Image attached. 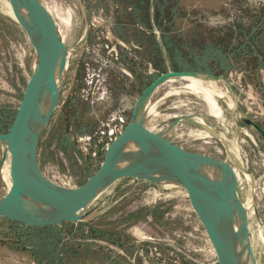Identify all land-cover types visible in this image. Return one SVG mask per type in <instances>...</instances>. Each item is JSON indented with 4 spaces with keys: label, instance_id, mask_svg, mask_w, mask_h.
Returning <instances> with one entry per match:
<instances>
[{
    "label": "rangeland",
    "instance_id": "374dc122",
    "mask_svg": "<svg viewBox=\"0 0 264 264\" xmlns=\"http://www.w3.org/2000/svg\"><path fill=\"white\" fill-rule=\"evenodd\" d=\"M41 1L52 13L67 48V68L60 80L58 108L40 139L38 161L49 181L77 189L103 162L106 151L96 157L92 152L105 149L114 139V134L107 133L102 138L105 128L109 131L117 126L112 117H123L127 126L143 92L164 73L140 55L144 47L120 38L116 17L122 6L115 0H107L106 6L102 0ZM182 4L187 20L180 26L201 25L205 38L211 30H227L239 22L248 27L264 11V0H183ZM137 29L161 42L153 19L150 29ZM122 55L128 60L123 61ZM37 65L29 38L7 0H0V109L18 113ZM167 67L165 73L174 72ZM197 74L202 80L176 79L156 90L145 106L146 126L165 133L167 140L187 152L234 168L242 199L252 204L249 236L253 254L257 264H264V141L239 122V117H247L264 129V65L249 61L242 69L218 77L219 81L206 79L216 76ZM70 101L79 103V121L87 127L84 134L77 122L67 120ZM182 116L192 121L171 127ZM3 153L0 145L1 196L10 185L9 159L3 162ZM88 212L82 221L87 239L80 234L75 237L89 246L91 254L68 264H218L183 188L124 179L101 194ZM6 224L0 221V233L8 232ZM77 226L73 227L76 231ZM92 226L102 230L101 239L88 237ZM0 264L37 263L29 254L0 242Z\"/></svg>",
    "mask_w": 264,
    "mask_h": 264
},
{
    "label": "water",
    "instance_id": "95a60500",
    "mask_svg": "<svg viewBox=\"0 0 264 264\" xmlns=\"http://www.w3.org/2000/svg\"><path fill=\"white\" fill-rule=\"evenodd\" d=\"M7 2L37 54L38 65L10 131L0 134L3 162L9 159L10 178L7 193L0 195V217L32 228L75 224L86 219L91 214L86 213L90 205L121 180L144 181L156 187L171 185L187 192L218 264H244V260L257 264L249 236L250 211L240 194L234 168L212 157L187 152L167 140L165 133L146 126L145 106L156 90L176 79L202 80L197 73L170 71L160 75L137 101L130 122L111 142L99 170L80 188L61 187L44 176L38 161L39 143L60 102L67 48L52 13L41 0ZM46 93L50 95L47 110ZM182 121L192 118L182 116L171 127ZM239 122L264 141V129L258 123L247 117H239ZM131 145L138 152H129Z\"/></svg>",
    "mask_w": 264,
    "mask_h": 264
},
{
    "label": "trees",
    "instance_id": "16d2710c",
    "mask_svg": "<svg viewBox=\"0 0 264 264\" xmlns=\"http://www.w3.org/2000/svg\"><path fill=\"white\" fill-rule=\"evenodd\" d=\"M107 5V0H102ZM121 11L116 17V29L125 42L133 41L144 47L140 55L151 63L159 73H165L169 65L174 72L201 73L216 77H226L233 70H240L251 61L264 65V11L250 26L243 22L228 26V29L211 30L204 36L201 25L190 22L189 28L180 23L187 20L183 13V0H115ZM128 9H131L128 12ZM153 11V14L151 13ZM153 19L161 33L159 43L153 35H147L137 27L151 28ZM222 31L225 32L221 36ZM122 55V60L127 59ZM128 60V59H127ZM259 63V61H261ZM67 120L77 122L80 133L87 132L79 121L78 101H70ZM17 113L6 108L0 109V134H7ZM67 136H65L66 138ZM6 221L8 232L0 233V242L13 251L29 254L37 264H68L79 262L91 254L87 245L79 243L76 234L83 236L82 222L63 224L56 227L32 228L16 222ZM90 239H101L102 230L90 228ZM95 256V255H94Z\"/></svg>",
    "mask_w": 264,
    "mask_h": 264
},
{
    "label": "built area",
    "instance_id": "2783aa9c",
    "mask_svg": "<svg viewBox=\"0 0 264 264\" xmlns=\"http://www.w3.org/2000/svg\"><path fill=\"white\" fill-rule=\"evenodd\" d=\"M117 116V115H116ZM116 116H113L112 117V119H111V122H113V123H116V121H117V126L115 127H113L111 130H109V131H107V129L105 128L102 132H105V133H103V135H102V138H104V134H106L107 133V135H105V136H109V135H111V134H114L115 135V137H114V139L113 140H115L123 131H124V129H125V127H126V121H125V119L123 118V117H116ZM104 125V124H103ZM108 125V124H107ZM107 125H106V127H107ZM108 127H109V125H108ZM107 127V128H108ZM109 134V135H108ZM92 137H87L86 139H91ZM113 140H111L112 142H113ZM111 144V143H110ZM110 144L109 145H107V147L104 149V147L102 148V149H100L99 151H93L92 152V156L93 157H96L98 154H102L104 151H106L107 149H108V147L110 146ZM99 145L100 146H102V144H100L99 143ZM100 146H99V148H100Z\"/></svg>",
    "mask_w": 264,
    "mask_h": 264
},
{
    "label": "bare ground",
    "instance_id": "6f19581e",
    "mask_svg": "<svg viewBox=\"0 0 264 264\" xmlns=\"http://www.w3.org/2000/svg\"><path fill=\"white\" fill-rule=\"evenodd\" d=\"M6 2V1H5ZM11 14L13 15V12H12V9H11ZM20 14L23 16V15H25V10L24 9H22L21 11H20ZM196 81V80H195ZM49 103H50V95L48 94V93H46L45 94V97H44V108L47 110L48 109V107H49ZM202 135H204L203 133H202ZM204 137H206L205 135H204ZM128 151L129 152H138V148L136 147V146H129L128 147ZM8 173H9V171H8ZM166 187H168L169 189H170V187H171V185H166ZM246 205H247V207L249 208V211H250V213H251V205L252 204H250V202H246ZM250 213H249V216H251L250 215ZM251 246H252V244H251ZM245 250H244V254H245ZM244 264H248V262L247 261H245L244 260Z\"/></svg>",
    "mask_w": 264,
    "mask_h": 264
}]
</instances>
